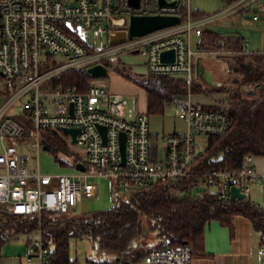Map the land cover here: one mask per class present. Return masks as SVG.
I'll return each instance as SVG.
<instances>
[{
    "label": "built area",
    "instance_id": "obj_1",
    "mask_svg": "<svg viewBox=\"0 0 264 264\" xmlns=\"http://www.w3.org/2000/svg\"><path fill=\"white\" fill-rule=\"evenodd\" d=\"M0 0V77L13 85L0 104V208L11 215L37 220L36 237L25 245V264H50V248L41 233L43 216L63 215L92 196L90 177L110 181L113 204L133 191L147 190L154 183L191 179L194 188L213 192L218 199L230 198L235 187L245 197L262 185L251 153L243 156L239 169L194 168L211 136L226 133L230 126L226 101L203 107L187 93L177 117L184 123L182 132L155 137L149 130V114L135 110L126 98L109 91L103 82L91 77L89 67L107 60L110 50H94L80 43L70 32L89 31L113 16H178V24L143 36L127 37L119 49L138 50L150 76L183 78L190 86H208L195 74V61L202 50L193 48L191 37L202 34V26L231 15L244 14L253 23L264 25V0L226 2L217 13L193 17L190 0ZM103 33L107 29L102 30ZM174 50L172 62H162L160 53ZM75 69L91 78L80 91L75 85L55 84L57 76ZM264 88V84H263ZM255 90L251 83L239 84L238 92ZM171 101L165 100L163 107ZM18 104V109L13 107ZM20 113L24 121L13 115ZM30 128L31 142L21 138ZM101 128H105L104 135ZM78 129L76 142L64 129ZM42 133H47L74 152L84 171L70 174H42L26 166L24 148H42ZM124 135L123 156L120 150ZM205 139L204 143L200 139ZM206 143V145H204ZM257 253L263 257L264 244ZM193 250L180 244L150 251L143 264H192ZM112 264H121L116 261Z\"/></svg>",
    "mask_w": 264,
    "mask_h": 264
},
{
    "label": "trees",
    "instance_id": "obj_2",
    "mask_svg": "<svg viewBox=\"0 0 264 264\" xmlns=\"http://www.w3.org/2000/svg\"><path fill=\"white\" fill-rule=\"evenodd\" d=\"M225 1L231 3L235 0ZM192 15L199 17L203 14L193 12ZM70 34L78 42L85 44L79 32ZM202 42L217 50L236 51L241 54L236 56L238 62H242L246 56L249 57L250 62L241 71L242 78L239 82L251 83L255 90L251 94H242L236 88L215 86L217 93L228 95L230 126L223 135L208 138L207 146L194 168L239 169L244 154L264 155V54L243 55L244 39L235 33L226 35L203 30L200 49ZM90 78L87 74L69 69L59 74L54 83L62 86L75 85L80 91H84ZM136 83L145 91L149 114H161L165 100L182 99L188 92H205L196 83L188 86L184 81L167 77L149 75L144 82ZM13 88L11 83L5 82L4 97L9 96ZM13 116L16 120L24 121V116L20 113ZM42 139L50 144L53 152L58 149L67 154L66 146L56 138L42 133ZM71 158L73 166L77 158L73 155ZM58 162L65 165L63 161ZM233 215H242L249 219L252 227L260 232V243L264 244V206L255 204L248 198L230 197L220 200L211 191L192 187L191 179L154 183L147 190L133 191L108 210L81 216L70 215V212L51 217L43 216L40 228L50 248V264L75 263L69 257L70 238L94 240L98 250L113 256L110 261L93 264H112L116 261L132 264L141 261L152 250L180 244H189L193 255L202 257L205 224L211 220L217 221L226 226L232 235L230 219ZM144 227L147 236L143 234ZM36 228L35 218L11 215L0 208V248L10 234L32 233ZM31 240L26 239L25 244Z\"/></svg>",
    "mask_w": 264,
    "mask_h": 264
},
{
    "label": "rangeland",
    "instance_id": "obj_3",
    "mask_svg": "<svg viewBox=\"0 0 264 264\" xmlns=\"http://www.w3.org/2000/svg\"><path fill=\"white\" fill-rule=\"evenodd\" d=\"M190 8L193 12L202 13L205 16H210L222 10L226 2L225 0H190ZM203 27V30H208L216 33L231 34L233 32L239 33L248 43L246 50L249 52L264 53V25L262 23H253L248 19V15L244 14L243 18L239 15H231L220 18L216 21L210 22ZM106 28L107 32L102 30ZM128 18L124 15L113 16L104 23L97 24L89 31H81L80 37L85 41L88 48H96L104 51L111 49V44H118L128 40L127 37ZM203 41V40H202ZM194 48L195 42L191 43ZM202 54H199L202 61L213 68L215 78L217 80L225 79L228 83L231 78H242V74L233 73L232 67H239L236 56L241 55L233 50L214 49L212 46L202 42ZM247 55V54H243ZM198 56V57H199ZM235 57V58H234ZM142 56L140 54H131L130 52H120L109 58L107 66V74L101 77L105 85L111 88L113 84L121 86V94L126 98L128 105L135 110L146 112V96L143 88H141L136 81H145L149 76L145 66H142ZM250 58L244 57L242 63H249ZM225 64V67L222 66ZM221 70L223 71L221 73ZM131 77V78H130ZM183 81V80H182ZM115 82V83H114ZM4 79L0 77V104L6 99L4 93ZM200 88V84L196 83ZM210 89H215L210 86ZM235 89V87H230ZM216 90V89H215ZM214 93H217L216 91ZM111 91V90H110ZM117 92V91H115ZM120 92V91H119ZM222 94V93H217ZM225 94V93H224ZM201 102L204 96L196 95L194 99ZM172 101V100H171ZM228 106V97L226 101ZM13 109H18L16 104ZM181 107L176 103L167 105L161 114H149V130L153 135L158 137L163 134H168L173 131H181L184 127L183 122L177 117ZM24 139L26 142H31L30 128L26 127ZM28 134V135H27ZM59 141V140H58ZM205 139H201L204 143ZM62 143V142H61ZM63 144V143H62ZM67 148V154L56 150L55 152H47L42 148L36 153L35 149L26 146L24 153L27 155L26 166L29 171L36 170L38 163L39 170L42 174H70L74 172L72 167V158L74 152ZM63 161L65 165L59 164L58 161ZM89 182L93 185L92 196L84 198L78 203L76 209L70 212V215L81 216L89 213L108 210L113 206L110 199V181L106 177H90ZM146 230V227H144ZM148 233L145 235L147 236ZM36 231L32 233H12L6 238L5 246L9 247L14 244L22 245L26 239H34ZM15 247V246H14ZM69 257L75 260L78 264H87L93 262L110 261L113 256L98 250L97 243L94 240L87 238H70L69 240Z\"/></svg>",
    "mask_w": 264,
    "mask_h": 264
},
{
    "label": "crops",
    "instance_id": "obj_4",
    "mask_svg": "<svg viewBox=\"0 0 264 264\" xmlns=\"http://www.w3.org/2000/svg\"><path fill=\"white\" fill-rule=\"evenodd\" d=\"M202 31H203V27H202ZM235 34L241 36L239 33H235ZM200 37L201 35L200 36L193 35L191 37V41H192L191 43L195 42L194 48L198 47V44L200 42ZM124 42L111 46V49L109 50H110V53L112 54H110L107 60L103 62V65H105L106 68L110 64L108 63V61L111 56L116 55L120 52H127V51H121L119 49L120 45H122ZM247 45L248 43L244 39L243 54L259 53V52L247 51L246 50ZM261 54H264V53H261ZM142 59H143V62H142V66H143L145 60L143 57ZM201 63L207 69L212 71L214 80L220 83L219 86H222L224 88H230V87L234 88L235 87L236 88L235 90L238 91V86L239 84H241L239 80L241 78L240 79L238 77L231 78L229 83L225 79L223 81L222 79L217 80L215 78V72L213 68L210 67L204 61H202V59H201ZM245 64L246 63L239 62L237 64L239 67H235L236 66L235 65L234 67H232L231 71L233 73L239 74L240 72L242 74L241 71L246 67ZM222 66L225 67V64H223ZM234 69H237V70H234ZM222 72L223 71L221 70V73ZM98 79L104 83V81L101 80V78H98ZM176 80L182 81L183 78L180 77V79H176ZM135 82H140V81L135 80ZM142 82L144 81H141L140 83ZM212 86H214L215 88V86L217 85H212ZM106 88L109 91L111 90V92L113 93L121 94V90H120L121 86L118 87V85L113 84L111 88H108L107 86ZM210 88H211L210 86H208L207 88L201 87V89L205 91L204 93H199V94L190 93L189 97L195 104L203 106V107H208V106H212L215 103H221V102L223 103V101H227L228 95L226 93L217 94L213 92L215 89H210ZM196 95L204 96L203 100H201V102L198 101L196 98L193 100V98ZM185 98L186 97L182 99L175 98L169 104L176 103L178 106H180L183 103ZM164 108L165 107H163V110ZM146 112H147V102H146ZM184 129H185V126L183 127L181 131H173L171 133L182 132L184 131ZM153 136L156 137L157 135H153ZM201 139H200V142H201ZM206 143L204 145H206ZM252 158H253V163L256 169L259 172H264V155H253L252 154ZM245 198H248L251 202L255 204L264 206L263 186L258 185V186L253 187ZM230 222L232 226V235H230L229 229L226 226L221 225L217 221L211 220L205 224L204 236H203L204 256L198 257V256L193 255L194 258H193L192 264H261L263 257L257 253L258 247L261 244L260 243V232L258 230H255L252 227L249 219H247L246 217L242 215H233L230 219ZM25 245L26 244L24 242L22 245H18L17 243L9 247L8 246L7 247L5 246L4 248L1 247L0 248V264H25L23 260ZM74 264H78V263H74ZM87 264H92V263H87ZM132 264H143V263L141 260L137 263H132Z\"/></svg>",
    "mask_w": 264,
    "mask_h": 264
},
{
    "label": "water",
    "instance_id": "obj_5",
    "mask_svg": "<svg viewBox=\"0 0 264 264\" xmlns=\"http://www.w3.org/2000/svg\"><path fill=\"white\" fill-rule=\"evenodd\" d=\"M132 4H136V1L130 0ZM161 3H163V0H160ZM180 21L178 16H131L129 18L128 22V37L129 39H132L134 37L143 36L145 34H148L150 32H153L155 30H159L168 26H172L175 24H178ZM123 42V41H122ZM121 43V42H120ZM111 46L116 44H111ZM138 50L132 51V54H138ZM174 50H164L160 53V60L162 62H172L174 60ZM237 70V69H234ZM87 72L91 77L101 78L105 77L107 74V68L105 65L97 64L92 67H89L87 69ZM195 74L197 78L203 82L204 84L208 86L217 85L219 86V82L214 80L213 73L211 70L207 69L202 63H201V57H197L195 61ZM252 92L248 93L251 94ZM100 130L102 134L105 133V128H101ZM66 133L71 135L72 142H76V135L78 133V129H72L67 128L64 129ZM42 149L47 152H53L54 149L50 146L49 143H47L45 140H41ZM123 148H124V135H121V141H120V150L121 154L123 156ZM74 169L78 171H84L85 167L81 163H76L74 165ZM200 190H203L200 188ZM230 197L231 198H237V199H244L245 195L240 193L239 190L235 187H232L230 189ZM143 234H147V230H143Z\"/></svg>",
    "mask_w": 264,
    "mask_h": 264
}]
</instances>
